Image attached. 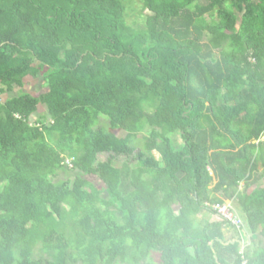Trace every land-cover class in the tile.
Returning <instances> with one entry per match:
<instances>
[{"label":"trees","instance_id":"16d2710c","mask_svg":"<svg viewBox=\"0 0 264 264\" xmlns=\"http://www.w3.org/2000/svg\"><path fill=\"white\" fill-rule=\"evenodd\" d=\"M263 136L264 0H0V264H264Z\"/></svg>","mask_w":264,"mask_h":264},{"label":"rangeland","instance_id":"374dc122","mask_svg":"<svg viewBox=\"0 0 264 264\" xmlns=\"http://www.w3.org/2000/svg\"><path fill=\"white\" fill-rule=\"evenodd\" d=\"M47 90V87L45 85V83L42 81V79L40 77H31V76H26L24 79H23V83L21 86H14V88L12 89L11 93L12 95H16L20 92H23V91H26V92H30L32 94H34L35 96H39L40 94H42L43 92H45ZM1 97L2 98H5L6 97V94H1ZM46 115V109L44 107V105L42 103L39 104L38 106V109L33 113V115L31 116V121L32 122H38L41 118H43V116ZM116 135H124L123 131L119 130V129H113L112 130ZM141 137V136H140ZM100 158L101 159H105L106 158V154H101L100 155ZM123 158H119V161L118 163H116L117 165H120L119 162L122 160ZM91 180H93L95 182V185L97 188L101 189V187L104 186V183L100 180H98L97 178L95 177H92V176H89ZM241 196V193L242 191H239L238 192ZM234 208L236 209L237 213L240 215L242 221L244 222V226H243V229L245 230V234H244V237L245 235L247 234V238L250 239L249 243H247V238L246 240L244 239L243 242H240V247H241V250H244V248H246V246L249 245V247L251 248H255L257 247L260 242L257 239H252L250 237L251 233L250 231L247 229L246 227V224H245V221H244V218L242 216V213L240 211V207L238 205V203L236 202V200L234 199ZM206 217V218H210V220H215V216L213 214H210V212H204V213H201L199 215V217ZM199 219V218H198ZM217 219V218H216ZM224 240L223 242H232L234 240H240V234H239V231L237 232V230L232 227V226H226L224 227ZM244 232V231H243ZM260 238V237H259ZM156 253L153 254V260H154V263H151V264H156Z\"/></svg>","mask_w":264,"mask_h":264},{"label":"built area","instance_id":"2783aa9c","mask_svg":"<svg viewBox=\"0 0 264 264\" xmlns=\"http://www.w3.org/2000/svg\"><path fill=\"white\" fill-rule=\"evenodd\" d=\"M65 162L71 165L70 159H66ZM205 205L209 207V209L212 211L213 215L216 216L217 219L226 221L233 227L242 230L243 221L230 201H224L222 203L205 202Z\"/></svg>","mask_w":264,"mask_h":264},{"label":"crops","instance_id":"0c3cea01","mask_svg":"<svg viewBox=\"0 0 264 264\" xmlns=\"http://www.w3.org/2000/svg\"><path fill=\"white\" fill-rule=\"evenodd\" d=\"M261 140L264 142V136L261 138ZM257 183H254V184H251V185H246V182H241L240 184H239V187H238V189H239V191H250L251 189H254V188H256L257 187V185L259 184V186H264V176L262 177V178H258L257 180ZM248 189V190H247ZM224 201H230L233 205H234V199H231V200H224ZM223 201V202H224ZM216 217V216H215ZM215 220L217 221V220H219V219H216L215 218ZM229 224V223H228ZM227 224V225H228ZM229 226V225H228ZM231 226V225H230ZM237 230V229H236ZM244 231V232H243ZM237 232H238V230H237ZM239 234H240V242H243V240L245 239L246 240V238H247V234L245 235V237H244V234H245V230L242 228V230H240L239 231ZM249 241H250V239L249 238H247V243H249Z\"/></svg>","mask_w":264,"mask_h":264},{"label":"clouds","instance_id":"9594fccd","mask_svg":"<svg viewBox=\"0 0 264 264\" xmlns=\"http://www.w3.org/2000/svg\"><path fill=\"white\" fill-rule=\"evenodd\" d=\"M243 226H244V222H243ZM235 228V227H234ZM235 229H237V228H235ZM238 231H240L239 229H237Z\"/></svg>","mask_w":264,"mask_h":264}]
</instances>
